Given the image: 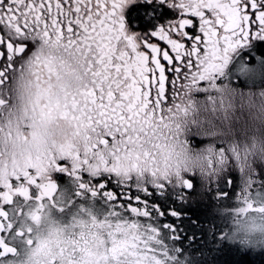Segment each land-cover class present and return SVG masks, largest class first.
Instances as JSON below:
<instances>
[{
  "label": "snow or ice",
  "instance_id": "1",
  "mask_svg": "<svg viewBox=\"0 0 264 264\" xmlns=\"http://www.w3.org/2000/svg\"><path fill=\"white\" fill-rule=\"evenodd\" d=\"M257 57L264 0H0V264H189L201 242L264 257V105L215 151L187 119L232 112ZM57 174L105 218L62 222Z\"/></svg>",
  "mask_w": 264,
  "mask_h": 264
},
{
  "label": "flooded vegetation",
  "instance_id": "2",
  "mask_svg": "<svg viewBox=\"0 0 264 264\" xmlns=\"http://www.w3.org/2000/svg\"><path fill=\"white\" fill-rule=\"evenodd\" d=\"M242 59L248 62L247 58L242 57ZM256 59L258 63L253 68L250 77L244 78L233 75L230 81L232 87H239L243 93V98H241V93L239 91L237 92V98L234 102L235 107L232 112L225 115L219 108L215 113L194 110L187 117L189 121L193 122L194 125H198L200 128L197 138L203 141L202 148L200 149L201 152H207L208 149L215 151L218 145H227L230 140L237 139L240 136L241 126L246 122H252L253 117L259 114L260 106L264 105V97H261V95H264V64L259 63V57ZM208 95H214V93L205 90L194 93V97L198 102L205 101ZM250 100L255 107L249 106ZM261 123H264V121ZM225 163H227V160ZM61 175L57 174L55 177L60 191L65 193L66 200H74V203L70 208L66 209L65 213L61 214L60 218L67 219L79 209L80 215H92L98 221H102L109 211L103 198L98 197L92 199L87 193L82 198L76 197L74 195L76 189L70 178L66 176L60 178ZM199 202L201 203V201ZM203 203H205V207L208 205L206 202ZM209 211L210 209H207V215ZM194 212V209L191 211L190 206L186 209V214L189 216H194ZM208 220L211 222L212 218H208ZM201 246L210 247L209 242L201 243L199 247ZM192 249H195V247L189 249V251H195ZM220 252L219 250L217 251V253ZM196 262V264H199L201 260ZM189 264L192 263L189 262Z\"/></svg>",
  "mask_w": 264,
  "mask_h": 264
},
{
  "label": "rangeland",
  "instance_id": "3",
  "mask_svg": "<svg viewBox=\"0 0 264 264\" xmlns=\"http://www.w3.org/2000/svg\"><path fill=\"white\" fill-rule=\"evenodd\" d=\"M202 203V204H201ZM194 202L192 203V205L190 206L191 211L194 209L199 210L200 208H204L205 207V203L203 202ZM210 209L208 205H206V210ZM91 211L93 212V210L91 209ZM80 210L78 209V211L72 213V215L67 218V219H62V222H64L65 224L70 223L73 219H83V220H88L89 218L93 217L92 215H80ZM209 218H212L211 216H208ZM212 221V220H211ZM218 223V218L217 221ZM252 240L254 241V250L255 251H259L260 250V245L259 242L260 241H264V235H261L260 233H256L253 237ZM213 242H209V246L210 247H204L201 246L200 251H197V249H192L195 251H187L186 253H184L183 255H187L189 257V262L192 264H196V261L201 260V262L199 264H222L224 262V258L221 257V253H217L219 246L215 245ZM232 243V242H230ZM254 257H257V255H255Z\"/></svg>",
  "mask_w": 264,
  "mask_h": 264
},
{
  "label": "trees",
  "instance_id": "4",
  "mask_svg": "<svg viewBox=\"0 0 264 264\" xmlns=\"http://www.w3.org/2000/svg\"><path fill=\"white\" fill-rule=\"evenodd\" d=\"M194 211H195L194 217L199 216L202 221L210 222L208 220L209 217L207 215L206 207H204L202 209L200 208L199 210L195 209ZM205 233H206V229H205ZM197 239H199V237H197ZM201 243H203V242H201ZM220 253H221V257L224 258V262L222 264H227V262L229 260L234 258V256L232 254L228 253L227 251L220 252ZM244 264H264V257H260L259 255H257V257H254L252 255L247 256L244 258Z\"/></svg>",
  "mask_w": 264,
  "mask_h": 264
}]
</instances>
